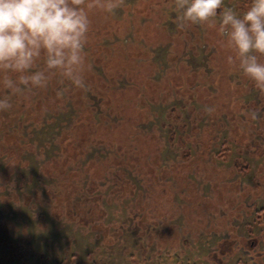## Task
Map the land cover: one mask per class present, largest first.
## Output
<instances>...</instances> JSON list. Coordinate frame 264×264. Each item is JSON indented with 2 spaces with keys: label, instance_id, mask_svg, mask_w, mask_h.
Segmentation results:
<instances>
[{
  "label": "rangeland",
  "instance_id": "1",
  "mask_svg": "<svg viewBox=\"0 0 264 264\" xmlns=\"http://www.w3.org/2000/svg\"><path fill=\"white\" fill-rule=\"evenodd\" d=\"M173 5L92 10L87 91L0 112V264H264V95Z\"/></svg>",
  "mask_w": 264,
  "mask_h": 264
},
{
  "label": "clouds",
  "instance_id": "2",
  "mask_svg": "<svg viewBox=\"0 0 264 264\" xmlns=\"http://www.w3.org/2000/svg\"><path fill=\"white\" fill-rule=\"evenodd\" d=\"M125 0H0V112L12 108L15 96L45 89L52 76L87 91L85 72L91 71L85 51L91 20L99 9L113 14ZM177 27L208 25L224 38L229 64L264 95V0H251L242 14L224 0H174ZM218 10H221L218 12ZM42 62L43 67H40ZM66 89L57 91L63 96ZM211 114L214 109L206 107ZM252 120L258 118L253 110Z\"/></svg>",
  "mask_w": 264,
  "mask_h": 264
}]
</instances>
